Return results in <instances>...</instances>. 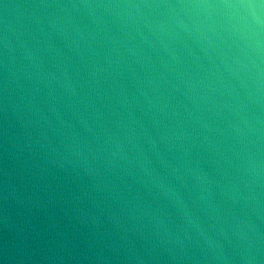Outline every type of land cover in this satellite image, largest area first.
I'll return each instance as SVG.
<instances>
[{"label":"water","instance_id":"water-1","mask_svg":"<svg viewBox=\"0 0 264 264\" xmlns=\"http://www.w3.org/2000/svg\"><path fill=\"white\" fill-rule=\"evenodd\" d=\"M0 264H264V0H0Z\"/></svg>","mask_w":264,"mask_h":264}]
</instances>
